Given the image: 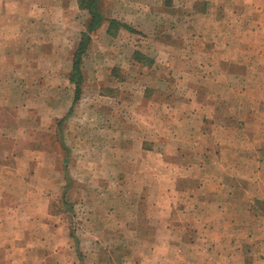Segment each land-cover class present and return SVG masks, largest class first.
<instances>
[{"label":"rangeland","instance_id":"rangeland-1","mask_svg":"<svg viewBox=\"0 0 264 264\" xmlns=\"http://www.w3.org/2000/svg\"><path fill=\"white\" fill-rule=\"evenodd\" d=\"M21 2L7 13L0 9V165L10 195L24 194L21 203L27 210L37 209L38 219L47 216L52 222L42 226L63 227L55 238L60 260L96 264L106 256V264L133 262L123 259L131 249L116 251L109 211L131 205L146 209L147 203L133 201L146 193L164 190L175 199L185 188L174 180L181 172L202 180L208 192L216 189L209 185L214 178H223L221 192L245 194L264 215V40L255 42L252 57L238 51L241 40L234 42L237 51L229 56L257 71L254 85L247 88L220 73L219 56L203 53L204 46L211 47L208 37L198 36L207 30L198 12L207 0H100L107 21L91 34L82 96L70 111L73 54L90 15L78 0ZM112 19L135 32L118 28L110 34ZM177 100H190L191 126L182 128ZM234 112L237 119H229ZM150 132L159 136L146 141L154 145L156 157L139 151L142 138H153ZM166 140L173 148L182 143L184 153H164ZM178 159L197 160V170L178 171L172 167ZM143 161H155L148 176L165 175L170 182H142L147 173L134 166ZM186 185L194 188V179ZM102 225L110 231H101ZM140 225L146 227L141 220ZM67 231L80 243L76 260L73 245H66L71 239ZM120 235L134 242L128 232ZM144 244H138L141 254ZM116 252L121 256H113Z\"/></svg>","mask_w":264,"mask_h":264},{"label":"crops","instance_id":"crops-1","mask_svg":"<svg viewBox=\"0 0 264 264\" xmlns=\"http://www.w3.org/2000/svg\"><path fill=\"white\" fill-rule=\"evenodd\" d=\"M207 1L202 4L203 9L198 12L200 19L207 27V30L198 36H201L202 40H207L205 37H208L211 47L209 50L204 46L202 50L205 52L203 53L213 58L215 55L219 56L218 69L222 75L226 76L227 80L233 82V79L237 78L242 85L251 88L254 85V75L257 74V71L249 64L235 62L229 56L237 48L234 42L239 40L241 42L238 44V51L245 55L248 54V57L254 56L255 42L260 43L264 40V0ZM11 6L21 7L22 2L21 0H0L1 13H7L6 10L10 9ZM37 6L41 7L40 5ZM235 31L239 34L236 35ZM232 86L233 84L227 85V87ZM162 101L163 103L168 101L171 103V100ZM189 102L190 100H177L176 102L182 113V128L185 127V123L191 126L188 123L190 120L188 118L192 114L187 112L186 104ZM229 119H237L235 112L230 114ZM150 133L153 138H142L139 147L141 154L148 157L154 156L156 151L154 145L148 147L146 141L155 142V139H159V136L154 132ZM169 136L171 137L170 132ZM173 137L177 140L180 139V136L174 135ZM166 141L168 142V140ZM174 144L176 148H173L169 142L165 144L163 146L164 153L169 155L173 152L175 155L179 151L184 153L186 148L182 143ZM229 145L233 147L231 143ZM229 150L232 152L233 148ZM218 151L219 149L216 148V153ZM216 159L218 158L216 157ZM192 160L187 162L178 159L172 167L180 172L182 170L186 172H188L187 170H197V160ZM153 163L155 161L152 163L143 161L135 164V168L142 169L147 173V176L141 179L142 182L146 185L148 182L150 184L156 181L170 182L169 177L165 175H158L155 178L148 176ZM217 163L220 168V162L217 161ZM170 165V162L165 163V166L171 168ZM181 173L174 180L177 185H185L186 189L183 188L184 186L180 187L184 192L182 194L176 193L175 199L174 194L164 190L160 193H146L133 200L134 202L138 201L139 204L140 202L147 203L146 209L143 205L138 206L139 204L136 202V207L138 206L136 209L135 206L131 205L130 209L114 208L113 211H109L110 218H113L112 225L116 234L114 239L116 251L123 248L132 251V254L123 259L135 258L129 264H264V215L256 211L250 197L246 198L245 194L240 197L232 190L229 193L221 192L220 186L225 185L223 178H214L209 185H215L216 189L208 192L203 189L206 184L202 180H198L196 176L185 178ZM6 177L4 167L1 164L0 264H76L75 261L69 263L72 259L63 262L59 258L61 245L55 239L58 238L59 226L55 224L42 226L46 222H52L46 219L47 216H44V219H38L41 216L37 209L28 208L27 210V205L21 203L24 194H15L14 191L15 196L10 195L11 188L8 187L10 183ZM193 179L195 187L188 186L187 188L186 184ZM135 181L140 182V179ZM21 184H26L25 178ZM230 184L227 179L226 185ZM11 196L14 198L11 199ZM16 202L19 203L16 204ZM140 220L146 224V227L140 225ZM59 228L63 229V227ZM91 230L94 232L93 228ZM100 230L105 233L110 231L105 225L100 226ZM52 231H54V237L53 235L50 237ZM126 232L131 235L134 242L128 243L129 240L126 236L120 235ZM146 233L147 235H145ZM64 234L71 238L68 239L66 245H70V248L73 245L74 253L72 254L75 257V247L78 249L80 243L75 238L74 232L67 231ZM151 234L154 236L151 237ZM15 235H17L16 239H14ZM9 238L11 239L9 240ZM141 241L145 242L141 246L144 249L142 254L137 250ZM98 244L100 243L96 242V245ZM113 256L118 258L121 253L116 252ZM102 257L95 261L96 264H106V256Z\"/></svg>","mask_w":264,"mask_h":264},{"label":"trees","instance_id":"trees-1","mask_svg":"<svg viewBox=\"0 0 264 264\" xmlns=\"http://www.w3.org/2000/svg\"><path fill=\"white\" fill-rule=\"evenodd\" d=\"M80 8L85 10L90 15V22L87 27V31L82 34V37L77 45V48L73 54L72 60V71L70 75V82L75 85V96L71 110L75 107L82 96L84 75H83V59L89 49L92 42L91 34L99 28L106 20L104 15L100 10V0H78ZM110 25L108 32L110 34H116V29L124 28L130 32H135V30L125 23H121L117 20H110Z\"/></svg>","mask_w":264,"mask_h":264}]
</instances>
